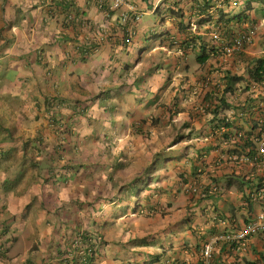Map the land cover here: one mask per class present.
I'll use <instances>...</instances> for the list:
<instances>
[{
    "label": "crops",
    "instance_id": "1",
    "mask_svg": "<svg viewBox=\"0 0 264 264\" xmlns=\"http://www.w3.org/2000/svg\"><path fill=\"white\" fill-rule=\"evenodd\" d=\"M53 1L0 0V264H74L66 252L80 233L95 241L93 264H202L206 245L212 264H264V234L247 248L221 238L264 210L250 197L264 166L244 159L264 119V84L248 83L264 58V2L250 0L259 28L243 61L212 39L224 0L206 12L199 0L179 11L170 0L109 10L100 0ZM241 5L224 4L225 20ZM135 12L142 18L124 45L122 14ZM162 12L156 28L151 17ZM87 41L99 47L83 56ZM228 69L244 79L228 81ZM208 93L230 107L215 116ZM177 124L183 132L170 133ZM236 131L243 137L233 140ZM165 132L133 176L118 174L123 164L108 154L127 156L130 142Z\"/></svg>",
    "mask_w": 264,
    "mask_h": 264
},
{
    "label": "built area",
    "instance_id": "2",
    "mask_svg": "<svg viewBox=\"0 0 264 264\" xmlns=\"http://www.w3.org/2000/svg\"><path fill=\"white\" fill-rule=\"evenodd\" d=\"M173 4L176 11H179V6L182 4L184 0H170ZM126 3V0H110L109 2V8L110 9H118L121 6H123ZM104 4L103 0H100V6ZM237 4V3H236ZM241 4V1L240 3ZM200 5L198 4L196 9L200 10ZM238 6V4H237ZM73 15H69L68 19H73ZM142 18V14L139 12H135L134 14H122V23L127 31L132 35L134 33L132 30L136 26V23H139ZM264 24V23H260ZM190 25L192 27V30H197L198 26L197 23L190 21ZM216 26V23H215ZM259 25L255 24L254 26H247L246 29L241 31H236L231 34H225L223 35L222 29H219L214 26L211 28V35L212 39L215 42L222 41L225 43V50L224 53L227 57H238L239 55L244 52H246V48L244 47L246 44L252 43L254 40V37L256 36V33L258 31ZM225 61V58H224ZM212 80L211 76H208L206 80L204 81L205 84L210 82ZM197 93V91H196ZM259 135L256 138V145L254 148H251L248 150V155L245 154L244 159L245 160H251L256 164L264 166V119L260 122L259 127ZM221 133L225 131L224 127L219 130ZM243 137V134L240 131H236L235 135L233 137V140H237L238 138ZM194 192H197V188H192ZM215 190V189H213ZM213 190H209L210 192H213ZM208 191V192H209ZM198 193L200 197H206L207 192L204 189L199 190ZM251 201L253 203H261L264 202V180L262 181L261 187L255 188V190L250 194ZM232 231L226 232L221 235V238L225 241L229 242L230 244L237 245L242 248H247L249 245V242L252 237L259 236L264 234V210L259 212L258 214L250 217L249 221L245 223L241 227H236L235 225H232ZM100 239L99 237H97ZM95 241L91 236H84L82 233L79 234V236L75 239L73 242L70 252L66 254V257L68 258H75L77 257V264H91L89 262V259H87L90 255L95 256L96 255V246L94 245ZM203 257V264H212V246L206 245L203 249L202 253Z\"/></svg>",
    "mask_w": 264,
    "mask_h": 264
},
{
    "label": "trees",
    "instance_id": "3",
    "mask_svg": "<svg viewBox=\"0 0 264 264\" xmlns=\"http://www.w3.org/2000/svg\"><path fill=\"white\" fill-rule=\"evenodd\" d=\"M103 1H104V4L102 5V7H105L106 9L109 10L110 9L109 8V2H110V0H103ZM213 1L214 0H199L200 11H201V6L202 7L205 6L203 8V10H204L203 12L209 11L211 9V7L213 6L212 5V2ZM60 2L61 1L54 0L52 2V4L54 6H57V7L60 5V7H62L63 9L68 5V2L67 3L66 2H61L62 4ZM223 2L225 4V6L228 7V9H236L237 4L238 5H241V4H239L240 3V0H224ZM223 2H220V3H223ZM259 2L260 3H263L264 0H259ZM247 3H248V5H246V4L241 5L242 7L239 10L236 11L237 13L234 12V14H233L232 17L226 19L227 21L225 20V17L227 15H229L230 12H229V10L227 8H226L227 9V12L225 11L224 4L222 6L223 8L217 10L219 16H218V18L216 20V26H217V28L224 30V31H222L223 35L228 34V33L231 34V33H234L236 31H241V30L246 29L247 26H254L255 25V22L257 20L253 22V20L249 18V14H248V12L250 11V8H251V6L249 5L250 0H247ZM54 6H51V7L53 8ZM63 12H64L65 20L66 21H71L72 19L71 20L68 19V16L70 14H67L65 11H63ZM233 19H236L237 22H238V24H240V26L243 25V27H239L240 29L238 28V30L233 29L231 27V25L229 24L231 22L230 20H233ZM224 20L227 23L226 25L223 22ZM213 26L216 27L215 25H213ZM131 38H132V35L129 34L128 37H125L124 38L123 44L124 45H129V43H128L127 40L128 39H131ZM98 47H99V44H98L97 41H95V42L94 41H87L84 44L83 56L86 55L88 52L94 51ZM244 47L246 48L247 47V44ZM245 57H246V53L243 52L241 54V56L239 55V60L245 61ZM198 59L201 60V61H205L206 60V57H204V55H201L200 57H198ZM226 73H227L226 74V76H227L226 78L230 82L231 81H241L242 79H244L243 76H237L238 74L232 73V71L230 69H228ZM248 83H254L256 85H258V84H260V85L264 84V58L257 59V61L255 62V65L253 67V69L249 71V81H248ZM226 91H230V90L229 89H226ZM213 96H215V93H214V95H210L209 93L206 95L207 99L210 98V97L213 98L210 101V105L212 106V113L215 116L218 115V113H220L221 110L230 107L228 105V103L224 99H220V98L213 97ZM48 107L49 108H52L53 106H51V105L48 104ZM78 109L84 111L85 108H82L81 107V108H78ZM169 111H170V109H169ZM174 113L175 112H173L171 114V118H172V116H173ZM152 121L154 123L155 120H152ZM134 128H135V131L143 132V124H142V122L141 123L134 124ZM132 183L133 184L131 185V187H132V190H134V188H135L134 186L136 185V181H134ZM204 190L208 193V191L210 189L207 188V189H204ZM69 250L66 252L67 254L70 252ZM4 251H5V248L2 247V246H0V253H4ZM95 258H96V255L95 256L90 255L87 259H89V262L91 264H93ZM72 261H73L74 264H77V257L73 258ZM68 262H69V260L66 259L65 262H64V264H69ZM243 264H259V263L256 262V261L245 260Z\"/></svg>",
    "mask_w": 264,
    "mask_h": 264
},
{
    "label": "rangeland",
    "instance_id": "4",
    "mask_svg": "<svg viewBox=\"0 0 264 264\" xmlns=\"http://www.w3.org/2000/svg\"><path fill=\"white\" fill-rule=\"evenodd\" d=\"M166 13L162 12L160 14H156V16H152L151 18L153 19V26H155L156 28L160 27V23L161 22V18L165 17ZM181 124H177V127H173V129H170V133H176L177 135H179V133H182L183 131H180L178 129V127H180ZM186 131V130H185ZM184 131V132H185ZM184 134V133H183ZM162 136H164V138L167 136V133H162L160 135L159 139H155V141L152 143V141L150 143L148 142H130V146H133L132 148L135 150H131L127 152V156H124V153H119V151H121L120 149L116 150V153L114 151H112L111 154H108V156L110 157V159L114 162H119L122 163L123 166L121 168H119V172L118 174L120 176H123V178H129L130 176H133L136 171L138 170V165L135 166L136 163L140 162V161H146L151 159V146L154 144V148L157 149L161 146V144L163 143L162 140ZM136 141V140H135ZM113 144V148H116V145L114 147V143ZM122 145H125V143H123ZM153 147V146H152ZM154 152V150H153ZM143 157H142V156ZM107 156V157H108ZM174 169V168H173ZM171 168H169L168 170H173ZM118 171V170H117Z\"/></svg>",
    "mask_w": 264,
    "mask_h": 264
}]
</instances>
